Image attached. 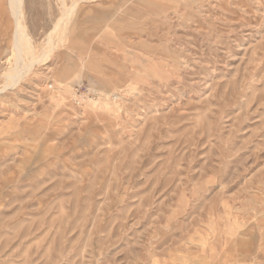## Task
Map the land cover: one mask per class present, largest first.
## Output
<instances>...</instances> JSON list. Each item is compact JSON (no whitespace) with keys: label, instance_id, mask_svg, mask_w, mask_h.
Returning a JSON list of instances; mask_svg holds the SVG:
<instances>
[{"label":"rangeland","instance_id":"374dc122","mask_svg":"<svg viewBox=\"0 0 264 264\" xmlns=\"http://www.w3.org/2000/svg\"><path fill=\"white\" fill-rule=\"evenodd\" d=\"M10 5L0 264H264V0Z\"/></svg>","mask_w":264,"mask_h":264},{"label":"bare ground","instance_id":"6f19581e","mask_svg":"<svg viewBox=\"0 0 264 264\" xmlns=\"http://www.w3.org/2000/svg\"><path fill=\"white\" fill-rule=\"evenodd\" d=\"M11 2L13 1V2H15V8H13L12 7V5H10L11 6V12H12V14H13V16H14V20H15V24H16V27H15V40H16V43H17V46H18V49L19 50H24V52L25 51H27V50H30V43L27 41V35H26V33H25V30H24V27H23V25H22V21H21V19H22V13H21V9H20V6H21V3H22V0H10ZM76 2V1H75ZM74 12V11H72V9H69V10H66V14H65V17H66V19H69L68 17H69V15L70 14H72V13ZM64 21L65 20H62V24L64 23ZM61 22V21H60ZM66 23H67V21H66ZM60 24L61 23H58L56 26H55V28H54V30H53V34H54V32L59 28V26H60ZM64 25H65V23H64ZM66 26V25H65ZM51 33V35H50V41H51V39H52V37H53V34ZM51 48V47H50ZM28 52V51H27ZM26 53V52H25ZM46 54V53H45ZM42 58V57H41ZM40 58V59H41ZM37 61V59L36 58H31V61H30V63H29V65H26V66H30L31 64H33V63H35ZM39 61V60H38ZM27 68V67H26ZM15 70V69H14ZM14 72V71H13ZM15 72H17L16 73V76H18V75H22V69L20 70V69H17V71H15ZM20 73V74H19ZM9 81H13V80H10L9 79ZM17 81H18V79H17ZM16 82V81H15ZM13 83V82H12Z\"/></svg>","mask_w":264,"mask_h":264}]
</instances>
